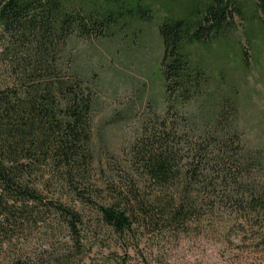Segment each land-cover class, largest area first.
Returning a JSON list of instances; mask_svg holds the SVG:
<instances>
[{
	"label": "trees",
	"instance_id": "1",
	"mask_svg": "<svg viewBox=\"0 0 264 264\" xmlns=\"http://www.w3.org/2000/svg\"><path fill=\"white\" fill-rule=\"evenodd\" d=\"M151 12L145 0H0V264H34L37 227L67 233L58 264L101 231L131 239L145 222L178 232L199 225L204 207L208 219L228 209L232 223L264 227V149L240 125L235 80L251 59L228 36L236 19L263 27L264 0L162 4L161 114L131 144L129 174L93 182L94 93L72 41L107 37ZM247 37L256 61L264 36Z\"/></svg>",
	"mask_w": 264,
	"mask_h": 264
},
{
	"label": "rangeland",
	"instance_id": "2",
	"mask_svg": "<svg viewBox=\"0 0 264 264\" xmlns=\"http://www.w3.org/2000/svg\"><path fill=\"white\" fill-rule=\"evenodd\" d=\"M166 1L145 0L152 8L146 21L130 22L125 29L111 30L107 37L72 41L77 66L94 93L92 140L100 157L93 171L97 185L109 179L118 184L129 174L131 144L153 112L161 114L163 95L157 69L162 44L157 24ZM234 24L228 36L251 59L247 71L235 75L240 125L247 140L264 149V56L254 61L246 45L247 36H264V26L247 19H236ZM211 49L215 60H220V46ZM4 77L0 73V80ZM202 210L199 225L191 222L178 232L173 228L153 231L145 222L131 239L119 240L101 231L69 264H264V227L251 232L243 223H232L228 209L215 220L208 219L205 207ZM68 245L65 231L54 228L46 233L37 227L34 264H58L68 255Z\"/></svg>",
	"mask_w": 264,
	"mask_h": 264
}]
</instances>
